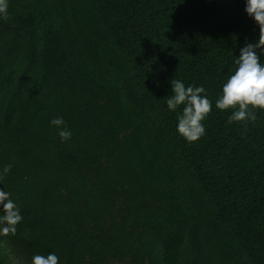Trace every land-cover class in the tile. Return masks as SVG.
I'll return each instance as SVG.
<instances>
[{
  "label": "trees",
  "instance_id": "1",
  "mask_svg": "<svg viewBox=\"0 0 264 264\" xmlns=\"http://www.w3.org/2000/svg\"><path fill=\"white\" fill-rule=\"evenodd\" d=\"M243 9L9 0L0 166H12L3 184L23 220L0 237V264L49 251L60 264H264V110L228 123L214 106L239 49L264 35ZM174 79L213 101L194 143L166 107ZM58 116L73 133L64 142Z\"/></svg>",
  "mask_w": 264,
  "mask_h": 264
},
{
  "label": "clouds",
  "instance_id": "2",
  "mask_svg": "<svg viewBox=\"0 0 264 264\" xmlns=\"http://www.w3.org/2000/svg\"><path fill=\"white\" fill-rule=\"evenodd\" d=\"M244 12L259 29H264V0H243ZM10 18L9 0H0V21ZM259 49V52L257 51ZM235 67L220 85L219 94L214 106L224 112L231 110L228 123L255 121L256 111L264 110V35H259L255 44L245 43L235 55ZM171 95L165 101L169 112L176 113V133L187 143H194L205 135L203 121L213 109V101L208 97L203 85H185L183 80L169 81ZM183 106L177 112V109ZM57 130L61 142L71 139L73 133L63 117H55L49 121ZM11 165L0 166V237L15 236L17 225L23 220L21 207L10 191L4 188V179L11 171ZM30 264H60L56 252L46 255L33 254Z\"/></svg>",
  "mask_w": 264,
  "mask_h": 264
}]
</instances>
